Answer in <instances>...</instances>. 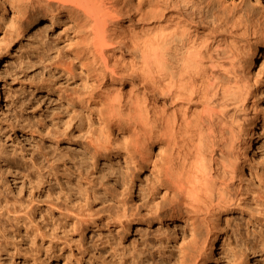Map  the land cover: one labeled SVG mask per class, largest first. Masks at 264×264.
Here are the masks:
<instances>
[{"label":"bare ground","instance_id":"bare-ground-1","mask_svg":"<svg viewBox=\"0 0 264 264\" xmlns=\"http://www.w3.org/2000/svg\"><path fill=\"white\" fill-rule=\"evenodd\" d=\"M8 3L19 8L28 25L46 18L74 30L68 51L89 85L82 100L99 113L96 145L110 154L121 145L116 133L123 134L125 150L141 162L149 160L155 182L164 189L155 202H170L167 209L156 208L153 219L189 223V238L170 257L172 264L215 260L222 235L217 218L238 202L234 188L243 153L258 138L254 102L264 78L254 76L251 66L263 55L258 47L264 43V2ZM6 10L3 4L1 17ZM20 28L26 26L13 30ZM2 54L0 47V59ZM130 216L126 210L119 215L121 233L128 232Z\"/></svg>","mask_w":264,"mask_h":264},{"label":"rangeland","instance_id":"rangeland-1","mask_svg":"<svg viewBox=\"0 0 264 264\" xmlns=\"http://www.w3.org/2000/svg\"><path fill=\"white\" fill-rule=\"evenodd\" d=\"M8 2L0 0L7 7L0 16V264H172L189 223L153 219L170 202H155L164 189L151 162L125 150L123 134L110 154L96 145L99 113L82 100L89 85L68 51L74 30L46 18L28 25ZM14 23L26 28L16 32ZM258 48L251 73L264 78V43ZM262 89L254 102L257 142L243 153L234 188L238 202L217 218L216 259L197 264H264ZM124 210L133 220L121 233Z\"/></svg>","mask_w":264,"mask_h":264}]
</instances>
